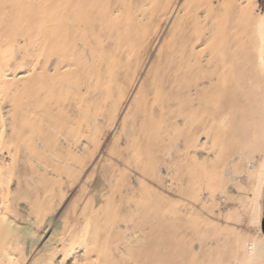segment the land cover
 <instances>
[{"label":"bare ground","instance_id":"bare-ground-1","mask_svg":"<svg viewBox=\"0 0 264 264\" xmlns=\"http://www.w3.org/2000/svg\"><path fill=\"white\" fill-rule=\"evenodd\" d=\"M263 194L264 0H0V264H264Z\"/></svg>","mask_w":264,"mask_h":264},{"label":"rangeland","instance_id":"rangeland-1","mask_svg":"<svg viewBox=\"0 0 264 264\" xmlns=\"http://www.w3.org/2000/svg\"><path fill=\"white\" fill-rule=\"evenodd\" d=\"M167 27H168V25L166 24V25L164 26V29L162 30V32H161L160 35H159V37H160V36H161V37L158 38V39L156 40V41H158V42L155 41V42H156V43H155L156 45L154 44V45H153L154 47L152 46V48H154V50L151 48V50H152L153 52L150 51V52L152 53V55H153V56L150 55V58H152V59H149V60L147 61L148 64H147V62L144 64V67H143L142 70H141L142 72H143V71L145 72V71L148 69L147 66L150 67V65H151V64H149V62H150V61L152 62L153 59L156 58V56H157L156 53L158 52L159 46L162 45V42H163V40H164L163 37L166 36V32L168 31V28H167ZM166 30H167V31H166ZM160 39H161V40H160ZM159 40H160V41H159ZM157 45H158V46H157ZM155 47H156V48H155ZM155 50H156V51H155ZM151 53H150V54H151ZM145 65H147V66H145ZM143 69H144V70H143ZM148 71H149V69H148L146 72H148ZM144 72H143V73H140L141 75L139 74L140 76H138L139 78H138L137 81H136V83H137V82H138V83L135 85V88H136L137 85L140 84V82H141L140 80H142L143 77H145V75L147 74L146 72H145V73H144ZM144 74H145V75H144ZM143 75H144V76H143ZM135 88H134V91H135ZM134 91L132 90V94H131L132 97H133V93H134ZM260 91H262V88H261V90L259 89V92H260ZM258 97H259V96H258ZM260 97H262V94H260ZM260 97H259V99H261ZM262 98H263V97H262ZM130 99H131V98H130ZM130 99H129V100H130ZM244 99H245V98H244ZM129 100H128V103L125 104L126 107H124L125 105L123 106V108H122L123 113H122V111L120 112V115H121V116L119 115L118 119L116 120V124L114 125L115 127H113L112 129H110L108 135H107L106 137H104L103 142H102L104 146H102V149L105 148V146H106V144H107L106 142H109V141L112 140V138H113L112 136H113L114 133L116 132V130H117V126H118V127L120 126V124H121V123H120V122H121V117H122L123 115H125V113L127 112L126 110H128V108H129ZM261 100H262V99H261ZM247 102H248V104H247ZM253 103H254V104H253ZM255 103H257V101H253V102H251V103L249 102L248 99L245 101L244 106H245V108L247 109V110H246V114H249V111H251V109H250L251 107H252V110H253V112H254V109H255L254 106L257 105V104H255ZM260 103H261V101L259 100V101H258V109H259V110L261 109V108H260L261 105L259 106ZM127 104H128V106H127ZM246 104H247L248 106H247ZM250 105H252V106L249 107ZM246 106H247V107H246ZM253 107H254V109H253ZM124 108H125V109H124ZM245 108H244V110H245ZM259 110H258V114H259ZM247 111H248V112H247ZM251 112H252V111H251ZM251 112H250V113H251ZM118 120H119V121H118ZM261 120H262V119H261ZM118 123H119V124H118ZM116 125H117V126H116ZM115 129H116V130H115ZM111 131H112V132H111ZM111 133H112V134H111ZM200 137H201V138H200ZM200 137H199V142H200L201 145L198 147L200 150L197 149V150H198V156L201 155L200 157H203L202 155H205V156H206L207 154H209V155H207V156H211V155H213V153H214V155H215V151H214V150H211V149H210L212 152H211L210 150H209V152H208V151H205V152H204V150H203L204 148H206V150H208V149L211 147V145H210V144H211V141L208 140V138H207L208 141L205 140L206 137H207V135H204V136H203V134H201ZM109 139H110V140H109ZM209 139H210V138H209ZM106 140H107V141H106ZM108 140H109V141H108ZM200 140L202 141V143H201ZM203 141H205V142L208 144V146H209V145H210V146H209V147L207 146V147H208V148H207V147L205 146V145H206L205 142H204L205 145L202 146V145H203ZM105 143H106V144H105ZM209 143H210V144H209ZM201 146H202V148H203V147H204V148H203V149L200 148ZM201 149H202V150H201ZM213 151H214V152H213ZM100 152H101V151L99 150L98 153H100ZM199 152H200V153H199ZM203 152L206 153V154H204ZM98 153L95 155V157L93 158L92 162H90V164H89V166H88V167H90V168L87 167V169H88V170H86L87 173H88L89 171L91 172L92 169L96 168L98 165L100 166L101 163L98 164L97 161H101V160H103V159H101L102 157H101L100 154H98ZM201 153H202V154H201ZM214 155H213V156H214ZM213 156H211V157H213ZM211 157H210V158H211ZM95 158H96V159H95ZM213 158H214V157H213ZM103 162H104V161H103ZM96 164H98V165L96 166ZM163 165H164V164H163ZM163 165H162V168H164ZM95 166H96V167H95ZM165 169H166V168H164V171H165ZM86 171H85L83 174H85ZM90 172H89V173H90ZM179 172H180V171H179ZM87 173L85 174V177H84L83 179H81V182H82V180H85V178H86L87 175L89 174V173H88V174H87ZM83 174H82V177L84 176ZM186 176H187V175H186ZM179 177H181L180 174H179V176H178V174H176V176H175V180H172L173 183H171V181H169L170 183H169V182L165 183V185H164L165 188H166V186H170V185H171L172 187H174V188H169V187H168L169 190L171 189V190H170L171 192L167 189V190H168V193H164V194H166L167 197L169 196L168 198L174 199L175 196L177 197V194H175V193H178V192H176V189L178 188V186H174V184H176V185L178 184L177 180H178ZM188 177H189V176H187V177L185 178V176H183L181 179H183V180L185 181V180L188 179ZM179 179H180V178H179ZM170 180H171V179H170ZM184 181H183V182H184ZM176 182H177V183H176ZM166 184H167V185H166ZM79 185H81V184L79 183ZM171 186H170V187H171ZM152 188H153V187H152ZM172 189H174V190H172ZM178 189H179V188H178ZM157 190H158V189H157ZM241 191H242V192H241ZM169 192H170V193H169ZM239 193H242V194H243L242 196H244V194H246V192L243 191V189H241L240 192L238 191V194H239ZM169 194H171V195H169ZM178 195H179V193H178ZM72 196H73V195H72ZM72 196H71V192L68 193V195L65 196L64 200L60 203L61 206H60V205H57L58 208L56 207V210L58 209L57 211H59V210L61 209V210L59 211L60 213L57 212V211L55 210L56 212L54 211V212H52L51 215H50V217L53 216L54 221H56V222L59 221V224H60V225L63 223V218L61 217V215H62L63 213L65 214V213L69 210V206H71V202L73 201V197H72ZM239 196H241V194H239ZM68 197H69V198H68ZM173 197H174V198H173ZM67 198H68V199H67ZM70 198H71V199H70ZM176 199H177V198H176ZM69 200H70L71 202H69L68 204H66L67 201H69ZM84 200H85V199L83 198V201L81 200V203H80V201L78 202L79 205H78V208H77V209H80V208H79V207H80V204H81V206H83V204H84ZM63 202H64L65 204H64ZM65 205H66L65 209H64V208H60V207H64ZM183 207H185V206H183ZM183 207H182V211H183V212H182V214L180 215V217L185 218V216H184V211H185L186 207H185L184 209H183ZM62 210H64V212H63ZM198 210H199V209H198ZM78 211H79V210H78ZM185 212H186V211H185ZM197 212H198V211H197ZM57 213L60 215V217H59V215H57ZM199 214H200V213H199ZM213 214H214V217H212ZM213 214H210V218L212 217L213 219L216 220V219H217L216 217H217L218 215H217V213H213ZM55 215H56L57 218H58V217H59V218L57 219L56 217H54ZM216 215H217V216H216ZM215 216H216V217H215ZM212 218H211V219H212ZM218 218H219V217H218ZM61 220H62V221H61ZM218 220H219V219H217V222H218ZM61 222H62V223H61ZM182 225H183V224H182V222H181V226H182ZM50 227H51V226L48 227L49 229L47 228L48 230L46 229V230H47L46 233L50 230ZM185 227H186V225L183 226V229H182V230L185 231ZM187 227H189V226L187 225ZM187 227H186L185 234H186V233H187V234H190V232H191L192 230L189 232L190 228L187 229ZM250 227H251L252 231H257V229H256L257 226L253 225V226H250ZM168 230H169V229H168ZM171 230H172V229H170V231H171ZM182 230H181V231H182ZM187 230H188V231H187ZM181 231H180V234H181ZM168 232H169V231H168ZM171 232H172V231H171ZM171 232H169V233H171ZM46 233H45V234H46ZM169 235H170V234H169ZM191 235H192V234H191ZM49 236H50V234H49ZM49 236H48V237H49ZM181 236H182V234H181ZM101 237L103 238V236H101ZM185 240L188 241L189 238H188V240H187V239H185ZM183 241H184V240H183ZM169 242H170V241H169ZM199 242H201V240H200V241H199V240H195V242L192 244V247H193V246H196V247H197L199 244H200L199 246H201V243H199ZM170 243H171V242H170ZM183 243H186V242L184 241ZM183 243H181V245H180L181 249H180V247L177 248L178 251L174 250V249H175V246L172 247V245L169 246L170 248L164 249V251L167 250L166 252L169 254V256L172 257V258L169 257V258H171L170 260H169V258H168V260L170 261L171 264H177V263H178V264H187L188 261H187V262L185 261V263H184V260H186V259L189 260L188 256H189L190 253H188V252H189L190 250H188V249H190V248H189V246H187V245H188L187 243H186L187 245L182 246ZM195 243H199V244L194 245ZM172 244H173V242H172ZM185 246H187V247H186L187 249H186L185 251H183V250H184L183 247H185ZM199 246H198V247H199ZM182 248H183V250H182ZM35 249H36V247L33 249L32 253L29 255V257H28V259H27V263L29 262L28 264H30V263L34 260V256H36L37 253L39 252V249H38V250H35ZM169 249H170L172 252H171ZM194 249H195V248H194ZM173 250L175 251V253H176V252H179V254L182 253L181 251H183L184 255H182L183 253L180 254V255H182L184 258H183L182 256L180 257L179 254H178V255L175 254V253L173 252ZM180 250H181V251H180ZM215 250H216V249H212L211 252H212V253H216V251H218V250H216V251H215ZM186 251H187V252H186ZM204 251H205V250H204ZM202 252H203V251H201V255H202ZM171 253H172V255L175 254L174 257L171 255ZM187 253H188V256H187ZM203 254H204V252H203ZM178 256H179V257H178ZM185 256H186V258H185ZM189 257H190V256H189ZM173 258H174V261L172 260ZM177 258H178V260L176 261ZM179 258H181V259H179ZM182 258H183V259H182ZM68 260H69V261H68V264H70V263H71V257H70ZM168 260H167V261H168ZM181 261H182V262H181ZM176 262H177V263H176ZM170 263H167V264H170ZM60 264H62V263H60Z\"/></svg>","mask_w":264,"mask_h":264},{"label":"water","instance_id":"water-1","mask_svg":"<svg viewBox=\"0 0 264 264\" xmlns=\"http://www.w3.org/2000/svg\"><path fill=\"white\" fill-rule=\"evenodd\" d=\"M262 226L264 230V194H263V207H262Z\"/></svg>","mask_w":264,"mask_h":264}]
</instances>
